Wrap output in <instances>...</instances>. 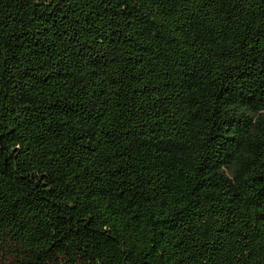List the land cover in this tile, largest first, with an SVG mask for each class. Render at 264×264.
<instances>
[{"label":"trees","instance_id":"obj_1","mask_svg":"<svg viewBox=\"0 0 264 264\" xmlns=\"http://www.w3.org/2000/svg\"><path fill=\"white\" fill-rule=\"evenodd\" d=\"M0 264H264V0H0Z\"/></svg>","mask_w":264,"mask_h":264}]
</instances>
